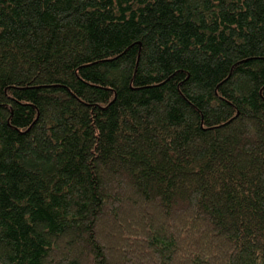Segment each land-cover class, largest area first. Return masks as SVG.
Masks as SVG:
<instances>
[{
	"label": "trees",
	"instance_id": "obj_1",
	"mask_svg": "<svg viewBox=\"0 0 264 264\" xmlns=\"http://www.w3.org/2000/svg\"><path fill=\"white\" fill-rule=\"evenodd\" d=\"M0 264H264V0H0Z\"/></svg>",
	"mask_w": 264,
	"mask_h": 264
}]
</instances>
